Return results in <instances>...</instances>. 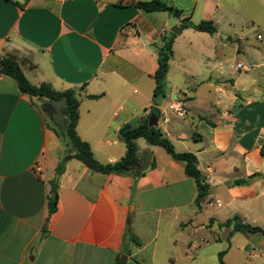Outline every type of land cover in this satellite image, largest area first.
<instances>
[{"label": "crops", "instance_id": "crops-1", "mask_svg": "<svg viewBox=\"0 0 264 264\" xmlns=\"http://www.w3.org/2000/svg\"><path fill=\"white\" fill-rule=\"evenodd\" d=\"M136 1L150 0H0V55L16 58L35 86L79 90L77 133L101 164L124 158L127 148L119 131L148 118L159 49L172 26V16L140 11L133 6ZM164 1L192 24L212 21L217 29L208 34L184 27L175 36L173 55L185 48L182 67L196 65L185 74L192 84H170L175 99L163 107L166 97L161 98L156 106L157 127L176 151L197 156L207 196L197 204L199 190L184 163L167 153L158 158L161 147L143 138L134 141L136 171L144 173L139 178L130 172L97 173L75 159L58 173L68 145L50 120L46 101L21 93L14 79L2 76L0 264H158L159 256H166L165 264H176L185 248L193 252L191 259L185 255L189 264H205L202 246L209 240L186 237L200 231L209 232L219 246L227 243L213 248V264H219L220 253L226 264L234 258L244 263L247 257L264 264L263 234L224 226L238 216L264 230V95L257 79L243 77L242 71L250 69L230 66L229 54L234 42L240 44L239 55L258 28L241 7L254 12L263 1ZM238 7L242 28L250 29L240 36L221 29L227 14L232 28ZM183 35L185 43L178 39ZM257 40L264 37L257 34ZM172 105H180L184 116ZM53 185L59 201L49 215Z\"/></svg>", "mask_w": 264, "mask_h": 264}, {"label": "trees", "instance_id": "trees-1", "mask_svg": "<svg viewBox=\"0 0 264 264\" xmlns=\"http://www.w3.org/2000/svg\"><path fill=\"white\" fill-rule=\"evenodd\" d=\"M16 4L18 2L14 1ZM20 5V4H19ZM133 6L145 13L153 12H166L168 15L180 20L185 28H193L198 32H205L208 34H214L216 32V26L212 21H201L198 24H192L189 18H182V11L175 8L164 0H150V1H136ZM174 39H169V36L162 38L163 45L159 49L158 54V69L153 75L155 80V90L153 95V107L150 111L148 118L143 124L127 131L123 135V140L126 144L127 152L124 158L115 163L101 164L98 162L93 154L89 143L83 141L78 133L77 126L79 123L80 113L79 107L81 105V97L79 90L70 89L63 92L56 91L50 84L43 83L39 86H35L30 83L24 74V71L19 64L18 60L14 57H6L0 55V77L7 76L15 80L21 93L29 96L30 98H40L45 101L50 99L62 100L66 99V112H65V131L60 133L57 131L59 137L64 141L65 145H68L67 153L63 159V164L59 168L58 173H62L64 165L69 160L75 159L81 162L88 169L101 173V174H123L130 172L136 178L144 175L143 172L136 171V167L133 166L134 162H137V145L135 140L138 138L145 139L149 144L159 146L163 148L166 153L175 161L183 162L185 165V173L188 177L193 178L197 184L199 194L197 197V204H200L209 191V185L206 182L205 177L198 168L197 156L193 153H179L176 151L171 140L165 135V133L157 126H150V119L155 116L159 119L160 110L156 107L158 101L161 98L166 97V84L167 73L169 70V63L173 58V44ZM90 99H98L99 96H89ZM261 155L264 157V149H261ZM264 177V174H263ZM59 201L58 187L53 185L50 194L48 196V209L49 215L53 214L57 210ZM234 224L235 230L242 229L247 230L250 233H261L264 235V230L259 227H251L240 221L238 216L227 221L224 226ZM130 235V233H129ZM132 240L140 245V242L136 237H132ZM224 253L219 254V264H226L223 259ZM123 264V263H117Z\"/></svg>", "mask_w": 264, "mask_h": 264}, {"label": "rangeland", "instance_id": "rangeland-1", "mask_svg": "<svg viewBox=\"0 0 264 264\" xmlns=\"http://www.w3.org/2000/svg\"><path fill=\"white\" fill-rule=\"evenodd\" d=\"M262 6H258L256 9H254V12H252L250 10V7H247V9H245V7L242 9L241 7V11L246 12L247 13H251L254 16V20L257 23V30L256 31H251V33L249 34V43L248 45L242 46V51L241 53L238 55L236 54V50L237 48L240 47L239 43H232L230 46V50H229V54H230V66H232V68H234L238 63L242 64L243 66H245V68L250 69V73L247 74L245 71H242L243 73V77H248V79L255 78L258 81V85H257V89L261 90V92L264 95V41L261 42L259 40H257V34H261L264 37V0ZM238 14H236V16H234V22L232 28L229 27L228 24V20H230V16L224 15L223 18V22L221 25V29L222 31H229L232 34H236L237 36H240L241 34H245L246 32L250 31L249 28H247L246 26H244L242 28V25L244 23V19L243 16L241 15L240 12V7H238L237 9ZM197 18V17H196ZM197 20V19H195ZM180 42L185 43V36H179L178 37ZM181 51L184 55H186V49L182 48L181 49H177V56L173 55L174 57L172 58L173 62L172 64L169 63V76L167 80V87H166V98L162 99V105L163 107L168 106L169 103L172 102V98L170 97L171 95V91H170V84L173 87H176V84L180 83L181 84L184 82V84H188L191 85L192 84V79L189 78L187 81L185 78L186 75L185 74H192V68L196 65H184L182 67L181 63H180V59H181ZM196 64V63H195ZM253 64H263L260 65L258 67H254L253 70L252 66ZM184 77V78H183ZM187 83H186V82ZM198 111H202L203 110V105H198L197 106ZM170 112V110H169ZM142 143H145L144 141H141ZM157 151H159L157 153V157L159 158V153H162L163 155H166V151L162 148H157ZM188 240L190 241H194V242H200L202 239L205 240H209V244H205L202 246V250L206 251L205 256V264H213V262L215 261V258L213 257V248L216 249V247H220L223 248V246L227 245V243L225 241H223V245L219 246L218 243L216 241H214L212 238V235L207 232V231H200L198 233H196V235L193 232H187V236ZM259 239V238H257ZM243 241V239H241ZM201 250V251H202ZM181 255H178V261L176 262V264H189V261L187 260V258H185L186 253L189 255L190 259L193 255L192 251H188L185 249L181 250ZM180 256L183 257V259L180 258ZM158 264H165L166 263V256H159L158 260H157ZM244 263H239V261L236 260V258H234L233 260V264H261V260L256 258V257H252V258H245V260H243Z\"/></svg>", "mask_w": 264, "mask_h": 264}, {"label": "water", "instance_id": "water-1", "mask_svg": "<svg viewBox=\"0 0 264 264\" xmlns=\"http://www.w3.org/2000/svg\"><path fill=\"white\" fill-rule=\"evenodd\" d=\"M20 1V0H18ZM171 29L169 33V39H172L175 36H178L182 33L184 30V26L182 24L178 23V20L176 18L171 19ZM45 110H47L50 113V120L55 125V127L60 131V133H64L65 131V125H66V119H65V112H66V99L63 98L62 100H55L50 99L45 102L44 104ZM139 121L135 120L131 123H128L122 127V129L119 131V141L123 140V135L125 132L132 130L133 128L139 126ZM158 124V118L153 116L150 121V126H157ZM137 162L133 163V166H136Z\"/></svg>", "mask_w": 264, "mask_h": 264}, {"label": "built area", "instance_id": "built-area-1", "mask_svg": "<svg viewBox=\"0 0 264 264\" xmlns=\"http://www.w3.org/2000/svg\"><path fill=\"white\" fill-rule=\"evenodd\" d=\"M259 39H261V36H259ZM239 68H241L242 66L239 65ZM171 109L175 110L181 117L184 116V110L181 108L180 105H172L170 106ZM38 170L40 171V169L38 168Z\"/></svg>", "mask_w": 264, "mask_h": 264}]
</instances>
